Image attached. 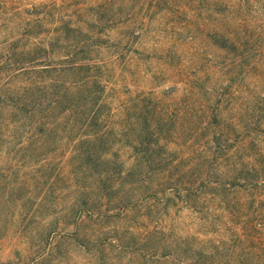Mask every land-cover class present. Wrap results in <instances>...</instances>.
I'll use <instances>...</instances> for the list:
<instances>
[{
  "label": "trees",
  "instance_id": "obj_1",
  "mask_svg": "<svg viewBox=\"0 0 264 264\" xmlns=\"http://www.w3.org/2000/svg\"><path fill=\"white\" fill-rule=\"evenodd\" d=\"M16 1L0 0V25L9 22L10 29L0 39V69L80 70L100 62L85 50L91 44L84 36L72 43L80 55L67 57L59 66L45 63L41 47L28 49L21 38L42 32L46 12L59 3L19 8ZM146 1L152 0H140V5ZM217 2L222 18L216 27L206 24V39L219 52L221 85L220 92L212 88L203 99V117L179 118L178 127L176 120L162 117L131 129L128 165L118 153H111L110 160L87 153L94 166L106 165L104 177H97L94 190L100 195L91 200V209L74 210L76 247L88 264H264V0H206L208 15ZM132 14L127 28L139 34L141 15ZM68 23L60 19L53 27L55 43L62 33L80 31ZM96 46L99 56L100 43ZM96 91L91 89V96ZM52 94L43 114L46 133L62 132V119L70 117V128L78 122L83 129L91 124V143L105 135L97 111L91 109V118L80 112L81 119L74 120L78 106L57 99L59 90ZM180 133L187 135L185 141L179 140ZM168 144L173 147L165 150ZM86 222L91 233L84 231ZM59 224L55 220L51 229ZM68 224L69 219L64 226ZM54 252L62 248H49L45 259L53 263Z\"/></svg>",
  "mask_w": 264,
  "mask_h": 264
},
{
  "label": "rangeland",
  "instance_id": "obj_2",
  "mask_svg": "<svg viewBox=\"0 0 264 264\" xmlns=\"http://www.w3.org/2000/svg\"><path fill=\"white\" fill-rule=\"evenodd\" d=\"M52 1L59 6L46 12L42 32L21 38L25 47L40 46L45 63L59 66L67 57L80 55L79 46L74 48L72 43L85 36L90 38L91 45L85 48L90 58L101 60L80 70L0 69V264H88L76 247L74 210L91 209V200L100 195L94 190L97 177H104L101 170L106 165L94 166L87 153L95 151L109 160L111 153H118L128 165L126 141L131 129L162 117L176 120L177 127L179 118L201 119L203 99L213 89L220 92L219 52L206 39V24L216 27L222 18L218 2L209 15L206 0L176 4L152 0L143 7L140 0H20L15 4L30 8ZM131 13L141 15L139 34L127 28L134 20H128ZM63 18L81 29L72 36L62 33L55 43L51 31ZM8 25H0V39L8 34L4 32ZM97 43L99 56L94 54ZM94 88L96 96H91ZM56 90L62 94L57 99L64 97L65 103L78 106L74 120L81 119L80 112H88L91 118V109L97 111L105 135L91 143V124L83 129L78 122L70 128L66 125L72 123L70 117L62 119V132L46 133L43 114ZM228 113L226 109L223 115ZM186 136L180 133L179 140L185 141ZM170 147L173 144L164 149ZM101 199L104 203L107 198ZM67 219L70 224L64 226ZM55 220L60 224L53 231ZM87 224L84 231L91 233ZM55 245L62 252H54L52 263L45 253Z\"/></svg>",
  "mask_w": 264,
  "mask_h": 264
}]
</instances>
